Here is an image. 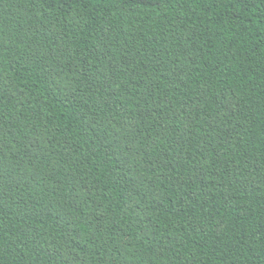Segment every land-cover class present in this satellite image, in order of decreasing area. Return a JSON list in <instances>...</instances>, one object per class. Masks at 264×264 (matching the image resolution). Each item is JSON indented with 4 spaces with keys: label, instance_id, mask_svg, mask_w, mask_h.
<instances>
[{
    "label": "trees",
    "instance_id": "obj_1",
    "mask_svg": "<svg viewBox=\"0 0 264 264\" xmlns=\"http://www.w3.org/2000/svg\"><path fill=\"white\" fill-rule=\"evenodd\" d=\"M0 264H264V0H0Z\"/></svg>",
    "mask_w": 264,
    "mask_h": 264
}]
</instances>
